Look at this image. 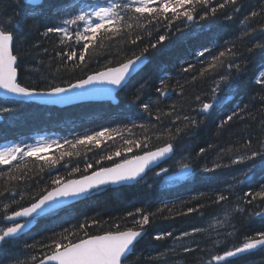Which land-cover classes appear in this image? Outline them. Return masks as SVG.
Instances as JSON below:
<instances>
[{
  "label": "trees",
  "instance_id": "trees-1",
  "mask_svg": "<svg viewBox=\"0 0 264 264\" xmlns=\"http://www.w3.org/2000/svg\"><path fill=\"white\" fill-rule=\"evenodd\" d=\"M22 1L0 0V20L15 15L20 21L13 50L18 57L19 81L27 87L48 89L71 84L92 72L118 65L146 47L149 60L119 92L118 105L93 101L62 108L0 98V107L10 109L0 112L4 117L0 121V145L21 137L32 140L34 130L56 134L60 140L59 146L42 156L35 154L0 164V215L33 203L57 185L55 180L61 182L86 174L169 142L175 145V154L182 157L183 164L190 165L192 174L151 182L157 171L154 169L148 173L149 179L133 185L97 190L63 211L40 218L19 239L0 244V264H37L52 252L54 240L76 242L85 238V231L91 236L115 232L117 226L120 231L137 228L134 220L143 215H149V224L144 226L147 233L124 264H161L169 260L173 264H235L245 257L253 263L260 261L262 249L224 263L213 257L241 245L247 237L257 238L256 233L264 231V216L257 215L264 213V197L257 195L264 189V172L254 170L246 177L252 161L233 163L251 151H264V84L256 82L264 67V49L253 47L264 44V0H237L235 4L229 0H208L206 5H195L192 22L184 16L173 18L170 11L153 17L154 20L145 14L146 18L137 21L139 14H129L119 7L117 12L123 21L113 26L114 31H107L106 25L90 41L76 38L77 31L85 34L82 23L68 26L67 36L44 33L48 27L62 25V19L54 15V5L62 4L67 11V6L78 7L77 2L80 8L87 3L83 5L86 9L97 7L102 0H60L59 4V0H44L41 5L53 3V9L37 12L23 11L26 3ZM214 7L215 13H210ZM252 12L257 15L253 17ZM160 35L168 39L152 49L150 45ZM84 43H89V48L81 63L79 54ZM203 47L211 50L205 52V59L197 54ZM72 52L76 57L69 60ZM220 52L226 55L219 57ZM230 64L240 65V69L229 67ZM221 77L228 80L221 83ZM217 83L220 88L214 93ZM158 88H164L167 95L158 92ZM144 103L150 105L148 111L143 109ZM205 103H212V109L203 111ZM229 116L231 120L227 119ZM193 120L195 124L191 123ZM104 129L109 130L111 139L104 136L99 143H76L83 136ZM67 137L72 143H67L69 146L64 142ZM125 140L133 143L126 144ZM117 150L120 156L114 155ZM65 152L72 155L62 156ZM109 156L112 158L108 159ZM206 168L209 171H204ZM238 172L241 175L236 183L228 184ZM220 196L226 199L220 200ZM137 209L141 211L137 213ZM220 211L227 217L216 225L212 219ZM82 224L83 230L79 228ZM182 232L188 235H178ZM157 235L161 239H155ZM181 238L187 239L178 242Z\"/></svg>",
  "mask_w": 264,
  "mask_h": 264
},
{
  "label": "snow or ice",
  "instance_id": "snow-or-ice-1",
  "mask_svg": "<svg viewBox=\"0 0 264 264\" xmlns=\"http://www.w3.org/2000/svg\"><path fill=\"white\" fill-rule=\"evenodd\" d=\"M229 2L235 4L237 0H229ZM207 3L208 0H129V2L124 3L122 6L110 3L107 7H96L91 11L83 8L77 9V7H70L66 11L62 6L56 5L54 8V15L62 19V25L48 27L44 34L63 33L67 36L68 26L81 25L82 23L85 34H81L77 31L76 38L78 41H90L94 39L97 33L106 25L108 26L107 31H114L115 29L113 26L118 21H123V17L115 11L117 7H121L122 10H126L129 14L132 12L139 14L136 17L137 21L141 18H146L145 14H147L148 17H159L167 14L169 11L172 12L173 18L184 16L187 20H192V12L195 10V5H203ZM223 6L224 5H220V7ZM178 9H184V11H178ZM32 11H35L34 6ZM215 11L216 9L213 8L212 12L215 13ZM251 15L255 17L257 13L252 12ZM64 16H69L70 18L65 19L63 18ZM19 23L20 21L15 15L6 20H0V89L18 97L27 98L34 95H47L57 99H64L65 94L70 89H83L85 86L92 85L94 82L123 87L132 75L138 71V65L143 63L146 53L149 51L146 47L139 55H134L133 58L127 59L118 67L108 68L106 71L98 72L95 75H89L86 79H81L77 83L69 85V88L53 85L49 87L46 92H37L35 88L22 86L21 83L18 82V58L17 55L13 54L14 38L18 37H16V33L13 29ZM127 27H131V25H127ZM87 33H90L91 35H86ZM245 35H248V33H245ZM166 39H168L166 35H160L156 43L151 44L150 47L156 49L158 45H163ZM253 47L264 49V44H256ZM88 48L89 43H84L83 51L79 54V61L81 63L85 60V54ZM207 51H209V49L204 48L198 54L203 56ZM249 51H253V49H249ZM225 55V52H220L219 57ZM75 57L76 53L72 52L68 56V59L71 60ZM219 57H213V59L219 60ZM233 66L237 70L240 69V65H229V67ZM227 79V77H221V83L225 82ZM256 82L264 84V67H261L258 72ZM161 84L163 85L164 81H161ZM219 88L220 83H217L216 89L213 90L214 93L218 92ZM157 91L162 95H166L164 88H158ZM139 92L140 90L137 92V99L140 98ZM142 107L145 111H148L150 105L144 103ZM212 107V104L205 103L203 104V111L207 112L212 109ZM8 111H10V109L0 107V112ZM233 115H235V113H233ZM184 119L188 120L189 118L185 117ZM227 119L231 120L232 116H229ZM191 123L195 124L196 121L193 120ZM177 131L179 132L180 130L178 129ZM104 136H107L108 139L112 138L109 130L104 129L93 135H86L82 139L77 140L76 143L87 144L94 140L99 143V139ZM65 142L70 143L69 141ZM125 143L132 144L133 142L131 140H125ZM47 147H51V143H36L24 145L23 147H21L20 144H5L0 147V164L11 163L18 158V155H35ZM73 147H75V145H73ZM137 147H139V145H137ZM173 150V145L168 143L163 147L157 148L156 151H149L144 155L135 156L132 160L126 159L123 163L115 164L114 167L102 168L99 171L94 172L91 176H85L81 180H71L63 185H60L59 180L53 181L54 184L60 186L35 200V202L29 207L22 208L20 211H14L11 216L4 217V219L12 222V226H6L0 229V244L7 242L10 238L16 237L28 223H31V221L20 223L16 218L46 215L52 212L54 208L59 207L68 198L87 196L93 189H97L101 185L109 182L120 183L135 180L144 173L149 165L165 158L171 154ZM128 151H131V148H128ZM200 151L203 152L204 149L201 148ZM63 155L71 156L72 153L65 152L62 153V156ZM114 155L120 156L121 153L117 150ZM111 158V156L108 157V159ZM244 161H252L245 176L254 173V170L264 172V151H251L250 155L246 153L245 155L240 156L237 160H234L233 163ZM52 163L54 164L56 161L53 160ZM88 167L90 168L92 165H88ZM181 168L184 170L185 175L191 173L189 164H182ZM204 171H209V169L206 168ZM167 173V168H161L160 172L156 173V175L161 176L162 174L166 175ZM168 179H174V177H168ZM257 195L264 197V189H262ZM219 199L224 200L226 197L220 196ZM140 211V209H137V213ZM189 211L192 210L189 209ZM133 215V213H129V216ZM257 215L264 216V213H257ZM147 224H149V215H143L140 220H134V225H138L139 230H134L132 227H129L124 231H120L117 226V231H109L103 235L88 236L85 231L86 238H80L76 242L68 240L67 243H62L59 239L54 240L53 245L51 246V255H47L44 260L40 261V264H124L128 254L132 251L134 242L145 234L144 226ZM79 228L83 230L85 225L82 224ZM65 231L67 232L68 230ZM196 231H199V229ZM72 234L75 235L76 233ZM185 235H187V233H185ZM256 236L259 238L247 237L246 242L243 243L241 247H236L234 251H226L223 256H214L213 259L217 261H225L226 257H235L246 251L255 250L258 246L264 248V231H258ZM63 239H68V237L64 236ZM155 239L159 240L161 239V236L157 235ZM33 259H35V257H33Z\"/></svg>",
  "mask_w": 264,
  "mask_h": 264
},
{
  "label": "water",
  "instance_id": "water-1",
  "mask_svg": "<svg viewBox=\"0 0 264 264\" xmlns=\"http://www.w3.org/2000/svg\"><path fill=\"white\" fill-rule=\"evenodd\" d=\"M25 2L27 3H31V4H40L43 0H24ZM263 31H264V27H263ZM14 54V53H13ZM133 58V57H132ZM125 62V61H124ZM148 62V57H147V54L145 56V59L143 61V63L139 64L138 65V71L135 73L137 74L145 65L146 63ZM120 65V64H119ZM119 65H116V66H111V67H107L105 69H102V70H99V71H96V72H93L89 75H95L96 73L98 72H102V71H106L108 68H115V67H118ZM133 74L132 77L135 75ZM18 75V82H19V72L17 73ZM88 75V76H89ZM88 76H86L85 78L83 79H86ZM131 77V78H132ZM130 78V79H131ZM130 79L124 84V86H126V84L130 81ZM81 80V79H80ZM79 80L71 83V84H75L77 83ZM20 83V82H19ZM69 84V85H71ZM22 86H24L23 84H21ZM69 85H63V86H60V87H64V88H69ZM123 86V87H124ZM123 87H117V86H114V85H110V84H107V83H101V82H94L92 85H89V86H85V88L83 89H79V88H76V89H70L66 94H65V98L64 99H57L55 97H50V96H47V95H34L32 97H18V96H15L11 93H7L5 92L4 90L0 89V98H3V99H15V100H19V101H24V102H36V103H39V104H43V105H49V106H57V107H68V106H71V105H74V104H79V103H84V102H103V101H109L111 102L112 104L116 105L119 103V92L123 89ZM37 92H46L48 89H36ZM167 95V93H166ZM209 111V110H208ZM2 119V115H0V120ZM168 144V143H167ZM166 145V144H165ZM165 145H162L160 147H163ZM159 148V147H157ZM152 149V150H149V151H156V149ZM174 149V147H173ZM147 151V152H149ZM147 152H144V153H141L139 155H136V156H140V155H144L146 154ZM175 153V149L173 150V152L171 154H169L168 156H166L165 158L159 160L158 162H155L151 165H149L148 168L145 169L144 173L141 174L140 177H137L135 180H130V181H124V182H120V183H107V184H104V185H101L99 187H102V186H107V185H111V186H120V185H124V184H133L135 183L136 181H138L139 179H141L142 177H144L146 175V173L156 167L157 165L161 164L162 162L170 159ZM135 157V156H134ZM134 157H131L127 160H132ZM123 161L121 162H118V163H123ZM116 163V164H118ZM114 165L112 166H109V167H106V168H111V167H114ZM99 171V170H97ZM96 172V171H94ZM94 172L88 174V175H85V176H91ZM85 176H81V177H73V178H69L68 180L60 183V185H63L64 183H67L68 181H71V180H81L83 179ZM60 185H57L53 188H51L49 191L45 192L44 195H46L48 192L52 191L54 188L60 186ZM98 187V188H99ZM94 190V189H93ZM87 196H81V197H75V198H68L67 200H65L59 207H56L53 209L52 212L54 211H57V210H60L62 208H65L67 206H70L72 204H74L75 202L81 200V199H84L86 198ZM31 205V204H30ZM29 205V206H30ZM27 206V207H29ZM26 208V207H25ZM20 211V210H19ZM51 213V212H50ZM12 213L9 215L11 216ZM43 216V215H41ZM39 217V216H34V217H19V218H16L17 221L18 220H22V219H27L26 221H31V223H28L27 226L20 232L17 234L20 235L22 234L23 232H25L26 230L28 231V229L30 228H33L34 224L36 223V218ZM26 221L22 222V223H26ZM11 222V221H9ZM146 232V229H144V233ZM103 235V234H102ZM144 235V234H143ZM142 235V236H143ZM142 237L138 238V240L136 242H134V245L141 239ZM134 247V246H133ZM260 247L258 246L257 249H259ZM255 249V250H257ZM133 250V248H132ZM254 250H249V251H246L245 253H248V252H252ZM132 252V251H131ZM130 252V253H131ZM130 253L128 254V256L130 255ZM243 253V254H245ZM48 255H51V254H48ZM241 255V254H240ZM47 255H45L41 260H44L45 257ZM127 256V257H128ZM238 256V255H237ZM40 260V261H41ZM40 261L38 264H40Z\"/></svg>",
  "mask_w": 264,
  "mask_h": 264
},
{
  "label": "bare ground",
  "instance_id": "bare-ground-1",
  "mask_svg": "<svg viewBox=\"0 0 264 264\" xmlns=\"http://www.w3.org/2000/svg\"><path fill=\"white\" fill-rule=\"evenodd\" d=\"M22 2H23V1H22ZM56 2H57V1H56ZM56 2H55V3H56ZM69 2H71V1H69ZM57 3H58V4L61 3L60 0H59ZM73 3L75 4V2H73ZM73 3L71 2L70 4H73ZM80 3H81V2H80ZM84 4H85V3H84ZM84 4H83V5H84ZM86 4H87V3H86ZM86 4H85V5H86ZM29 5H32L31 7H33V6H37L38 4H31V3H29ZM75 5H76V4H75ZM77 5H78V7H79L78 2H77ZM80 5H81V4H80ZM83 5H82L81 8H84ZM205 5H206V4H205ZM54 6H56V5H54ZM61 6L63 7L62 4H61ZM73 6H74V5H73ZM87 6H88V5H87ZM196 6H197V5H196ZM201 6H202V5H201ZM201 6H200V7H201ZM210 6H211V5H210ZM51 7H52V6H51ZM51 7H50V8H51ZM67 7L70 8V7H72V6H67ZM78 7H77V8H78ZM90 7H91V6H90ZM205 7H206V6H205ZM207 7H208V6H207ZM218 7H219V6H218ZM218 7H217V8H218ZM230 7H231V6H230ZM230 7H229V9H230ZM44 8H45V7L42 8L43 11H46ZM48 8H49V7H48ZM63 8H64V7H63ZM69 8H68V9H69ZM79 8H80V7H79ZM214 8H215V7H214ZM223 8H224V7H223ZM52 9H53V7H52ZM84 9H85V8H84ZM86 9H87V8H86ZM218 9H221V8H218ZM218 9H217V10H218ZM87 10H88V9H87ZM183 10H184V9H183ZM195 10H196V8H195ZM210 10H211V9H210ZM21 11H22V10H21ZM31 11H32V8H31ZM37 11H39V10H38V9H35V12H37ZM47 11H48V10H47ZM170 12H171V11H170ZM170 12H169V13H170ZM218 12H219V11H218ZM192 13H193V12H192ZM210 13H212V11H211ZM21 14H22V13H21ZM228 14H230V13H228ZM24 15H25V14H24ZM171 15H172V14H171ZM206 15L208 16L209 13L206 14ZM214 16H215V15H214ZM172 17H173V15H172ZM210 17H211V16H210ZM227 17H228V15H227ZM229 17H230V16H229ZM55 18H56V17H55ZM150 18L152 19L153 17H150ZM205 18H206V17H205ZM154 19H155V18H153L152 20H154ZM172 19H173V18H172ZM209 19H210V18H209ZM209 19H208V20H209ZM227 19H228V18H227ZM54 20H55V19H54ZM157 21H159V19H158ZM57 22H58V21H57ZM161 22H162V21H161ZM194 23H195V22H194ZM202 23H203V22H202ZM189 24H190V23H189ZM194 25H196V24H194ZM174 26H175V25H174ZM174 26H173V27H174ZM203 26H204V25H203ZM262 28H263V27H262ZM197 29H198V28H197ZM263 33H264V32H263ZM203 48H204V47H203ZM205 48H206V47H205ZM209 48H210V47H209ZM211 48H212V47H211ZM201 51H202V50H201ZM210 51H211V50H209V52H210ZM197 54H198V53H197ZM205 55H206V54H205ZM148 56H149V55H148ZM196 56H198V55H196ZM207 56H208V55H207ZM201 57H204V56H201ZM201 57H200V58H201ZM194 58H195V57H194ZM200 58H199V59H200ZM199 59H197V60H199ZM204 59H205V57H204ZM194 60H195V59H194ZM202 60H203V59H202ZM199 61H200V60H199ZM201 62H202V61H201ZM183 63H184V62H183ZM198 63H199V62H198ZM181 65H182V64H181ZM228 69H229V68H228ZM97 71H98V70H97ZM227 80H228V79H227ZM226 88H227V87H226ZM111 104H112V103H111ZM116 105H118V104H116ZM217 105H219V104H217ZM217 105H216V106H217ZM47 106H48V105H47ZM213 109H214V108H213ZM46 131H47V129H46ZM42 132H43V131H42ZM44 132H45V131H44ZM19 133L21 134V132H19ZM40 133H41V132H39L38 130H37V131L34 130V131H33V135H32V137H34L35 135L40 134ZM49 133H50V132H49ZM71 135H72V134H71ZM32 137H30V138H32ZM69 137H70V136H69ZM83 137H84V136H83ZM21 138H22V137H21ZM67 138H68V137H67ZM70 138H71V137H70ZM19 139H20V138H19ZM25 139H26V138H24V140H25ZM63 139H64V138H63ZM63 139H62V140H63ZM14 140H15V139H14ZM17 140H18V139H17ZM59 141H60V140H59ZM65 141H66V140H65ZM65 141H64V142H65ZM67 141H70L69 138H68ZM71 142H72V140H71ZM58 144H59V143H58ZM58 144H57V145H58ZM68 144H69V143H68ZM70 144H72V143H70ZM60 145H61V144H60ZM62 145H63V143H62ZM65 145H67V143H66ZM58 146H59V145H58ZM67 146H69V145H67ZM60 147H61V146H60ZM67 148H69V147H66V149H67ZM175 149H176V148H175ZM149 150H150V149H149ZM57 152H58V151H57ZM134 153H135V152H134ZM137 153H138V152H137ZM140 153H141V152H140ZM61 154H62V153H61ZM61 154H60V155H61ZM178 154H179V153H178ZM180 154H181V153H180ZM60 155H59V158H60ZM181 155H182V154H181ZM55 156H56V155H55ZM183 156H184V155H183ZM127 157H128V156H127ZM129 157H130V156H129ZM23 158H24V156H23ZM173 158H174V159H173ZM173 158H172L173 160H170V159H169V160H167V161H164L160 167H161V168H167L168 166H172L173 169H181V172H182V168H181V165L183 164L182 157H178V155L174 154V155H173ZM51 159H53V158H51ZM123 159H124V158H123ZM180 159H181V161H180ZM54 160H55V159H54ZM236 160H237V159H236ZM244 162H245V161H244ZM241 164H242V163H241ZM241 164H240V165H241ZM249 164H250V163H249ZM237 165H238V164H237ZM247 165H248V164H247ZM248 166H251V165H248ZM57 168H58V167H57ZM100 168H101V167H100ZM161 168H160V169H157V171H155V172H156V173L160 172ZM239 168H240V167H239ZM245 168H246V167H245ZM167 169H168V168H167ZM242 169H243V168H242ZM153 170H154V169H153ZM155 170H156V169H155ZM240 170H241V169H240ZM240 170H239V171H240ZM245 170H246V169H245ZM236 171H238V170H236ZM152 172H153V171H152ZM191 172H192V171H191ZM153 173H154V172H153ZM238 173H239V172H238ZM150 174H151V173H150ZM154 174H155V173H154ZM191 174H192V173H191ZM151 175H152V174H151ZM189 175H190V174H189ZM157 177H158V178H157ZM168 177H175V178H176L177 175L169 174V170H168V173H167L166 175L162 174L161 176H157V175L155 174L154 176H152V179H151L150 181H151V182L160 181L161 179H168ZM182 177H183V176H182ZM230 177H231V176H230ZM147 178L149 179V177H147ZM147 178H146V179H147ZM144 179H145V178H144ZM144 179H143V180H144ZM229 180H230V179H229ZM246 181H247V180H246ZM146 182H147V181H146ZM239 182H240V181H239ZM244 182H245V181H244ZM229 183H230V182H228V184H229ZM235 183H236V182H235ZM232 184H234V183H232ZM226 186H227V185H226ZM229 186H230V185H229ZM233 186H234V185H233ZM234 187H235V186H234ZM237 187H238V186H237ZM239 187H240V186H239ZM239 187H238V188H239ZM224 188H225V187H224ZM240 188H241V187H240ZM240 188H239V189H240ZM228 189H229V188H228ZM230 189H231V188H230ZM232 189H233V188H232ZM234 192H235V190H234ZM238 194H239V193H238ZM236 196H237V195H235L234 197L236 198ZM24 205H25V204H24ZM22 207H23V206H22ZM20 208H21V207H20ZM66 208H68V207H66ZM220 209H221V208H220ZM15 210H16V209H15ZM15 210H14V211H15ZM261 210H263V209H261ZM10 211H11V210H10ZM62 211H63V210H62ZM4 212H5V211H4ZM11 212H12V211H11ZM57 212H58V211H57ZM261 212H262V211H261ZM3 214H4V213H3ZM52 214H53V213H52ZM57 214H58V213H57ZM60 215H61V214H60ZM55 216H56V215H55ZM47 217H49V216H47ZM47 217H46V218H47ZM46 218H45V219H46ZM227 219H228V218H227ZM39 220H40V219H39ZM42 220H43V218H42ZM42 220H41V221H42ZM225 222H226V221H225ZM225 225H226V224H225ZM227 225H228V224H227ZM200 226H201V225H200ZM133 229H134V230H139V227H137V228L135 227V228H133ZM144 229H145V228H144ZM30 231H31V230H30ZM112 232H113V231H112ZM186 232H187V231H186ZM186 232H182V233L185 234ZM146 233H147V229H146V232H145L144 235H146ZM187 233H188V232H187ZM192 233H193V232H192ZM23 235H24V234H23ZM93 235H94V234H93ZM144 235H143V236H144ZM178 235H181V234H178ZM187 235H188V234H187ZM143 236H142V237H143ZM18 239H19V238H18ZM176 239H177V238H175V240H176ZM75 241H76V240H75ZM172 241H173V240H172ZM179 241H180V240H179ZM197 241H198V240H197ZM197 241H196V242H197ZM196 242H195V243H196ZM193 243H194V242H193ZM243 243H244V242H243ZM170 244H171V243H170ZM177 245H178V244H177ZM181 245H182V244H181ZM195 245H197V243H196ZM0 246H1V245H0ZM15 246H16V244H15ZM174 246H175V245H174ZM178 246H179V245H178ZM178 246H175V247L178 248ZM198 246H199V245H198ZM235 246H237V245H235ZM13 247H14V246H13ZM191 247H192V246H191ZM171 248H172V247H171ZM180 248H181V247H180ZM180 248H179V249H180ZM192 248H193V247H192ZM194 248H195V247H194ZM11 249H12V248H11ZM18 249H19V248H18ZM175 249H176V248H175ZM182 249H183V248H182ZM170 250H171V249H170ZM172 250H173V249H172ZM176 250H177V249H176ZM196 250H197V249H196ZM263 250H264V249H263ZM173 251H175V250H173ZM11 252H12V251H11ZM43 252H44V251H43ZM224 252H225V251H224ZM262 252H263V251H262ZM47 253H48V252H47ZM170 253H171V252H170ZM253 253H254V252H253ZM261 254H262V253H261ZM9 255H10V254H9ZM12 255H13V254H12ZM20 255H21V254H20ZM28 255H29V254H28ZM32 255H33V254H32ZM43 255H44V254H43ZM216 255H217V254H216ZM218 255H219V254H218ZM21 256H22V255H21ZM38 256H40V255H38ZM19 257H20V256H19ZM23 257H24V256H23ZM31 257H32V256H31ZM34 257H35V256H34ZM244 257H245V256H244ZM4 258H5V257H4ZM9 258H10V257H9ZM26 258H27V257H26ZM40 258H41V257H40ZM128 258H129V257H128ZM171 258H172V257H171ZM6 259H7V258H6ZM6 259H5V260H6ZM36 259H37V258H36ZM241 259H242V258H241ZM3 260H4V259H3ZM30 260H31V259H30ZM38 260H39V258H38ZM167 260H168V259H167ZM212 260H213V259H212ZM254 260H255V259H254ZM13 261H14V260H13ZM32 261H33V260H32ZM213 261H214V260H213ZM262 261H263V260H262ZM5 262H7V261H5ZM28 262H30V261H28ZM225 262H226V261H225ZM24 263H25V262H24ZM34 263H35V262H34ZM160 263H161V262H160ZM4 264H7V263H4ZM19 264H20V263H19ZM27 264H28V263H27ZM30 264H31V263H30ZM151 264H154V262L151 263ZM163 264H164V263H163ZM166 264H167V263H166ZM183 264H184V263H183ZM186 264H187V263H186ZM263 264H264V262H263Z\"/></svg>",
  "mask_w": 264,
  "mask_h": 264
},
{
  "label": "rangeland",
  "instance_id": "rangeland-1",
  "mask_svg": "<svg viewBox=\"0 0 264 264\" xmlns=\"http://www.w3.org/2000/svg\"><path fill=\"white\" fill-rule=\"evenodd\" d=\"M126 2H129V0H102V3L100 4L101 6H98V7H107L109 6L110 3H115L117 5H123L124 3ZM47 8V7H46ZM93 8H96V7H92V8H88V11H91ZM87 10V9H85ZM47 13V12H46ZM34 139L32 141H29L27 142L26 140L24 139H20L19 141H16V142H11V143H7V144H20L21 147H23L24 145H31V144H36V143H45V142H48V143H51V146L53 144H55L56 142H58V138L55 137V136H47V135H43L42 133L40 134H37L33 137ZM52 142H55V143H52ZM4 146V145H3ZM2 147V146H0ZM42 152V151H40ZM38 152V153H40ZM23 157L22 155H18V158H21ZM174 159V158H173ZM181 161V159H180ZM168 170H169V174H173V175H177V177L181 178L182 176V173H181V169H173L172 166H168L167 167ZM241 173L237 174V175H234L233 177L230 178L231 182L230 183H235L236 180L238 179V177H240ZM249 176V174L247 175ZM246 176V177H247ZM226 210V209H225ZM226 214H223L222 211L219 212V215H216L213 217L212 221H216V225H219L217 222L221 219H226ZM224 221V220H223ZM215 224H213L215 226ZM184 235L183 233H181V236ZM187 238H181L180 241L178 242H181V241H186ZM178 259L180 260V258L178 257ZM164 264H173V262H171V260L169 261H165L163 262ZM161 263V264H163ZM245 264H249V263H245Z\"/></svg>",
  "mask_w": 264,
  "mask_h": 264
},
{
  "label": "flooded vegetation",
  "instance_id": "flooded-vegetation-1",
  "mask_svg": "<svg viewBox=\"0 0 264 264\" xmlns=\"http://www.w3.org/2000/svg\"><path fill=\"white\" fill-rule=\"evenodd\" d=\"M51 6H53V3H49V4H45V5H42L41 6V8H40V6H39V4L37 5V6H34L35 7V9H38V10H43L42 8L43 7H45L44 9L47 11V9H49ZM47 7V8H46ZM49 7V8H48ZM31 8H33V7H31ZM14 30V32H15V30H16V26H15V28L13 29ZM263 251V250H262ZM262 257V260H263V262H264V255H262L261 256ZM248 258V257H247Z\"/></svg>",
  "mask_w": 264,
  "mask_h": 264
}]
</instances>
